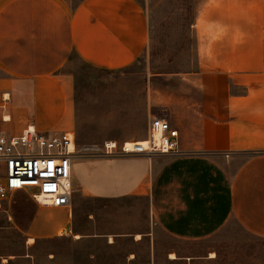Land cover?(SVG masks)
Listing matches in <instances>:
<instances>
[{
	"label": "crops",
	"instance_id": "1",
	"mask_svg": "<svg viewBox=\"0 0 264 264\" xmlns=\"http://www.w3.org/2000/svg\"><path fill=\"white\" fill-rule=\"evenodd\" d=\"M193 9L195 68L148 73L145 82L143 136L151 117L167 119L182 154L74 158L69 208L12 193L2 203L0 264H105L97 250L116 249L121 240L134 250L123 264H158L156 229L194 242L231 218L264 237V0H197ZM150 40L142 0H0V71L7 76L0 92L9 94L0 116L10 118L3 129L73 133L79 151L90 125L74 128L80 111L60 85H49L51 76L72 55L95 70L126 68ZM235 87L243 93L233 94ZM104 140L99 133L81 151L100 149ZM88 202L93 207L85 209ZM12 234L22 238L20 252L19 243L14 253L7 246ZM55 241H68L69 254L46 251ZM79 248L93 251L70 258ZM173 253H166L169 262L193 263Z\"/></svg>",
	"mask_w": 264,
	"mask_h": 264
},
{
	"label": "rangeland",
	"instance_id": "2",
	"mask_svg": "<svg viewBox=\"0 0 264 264\" xmlns=\"http://www.w3.org/2000/svg\"><path fill=\"white\" fill-rule=\"evenodd\" d=\"M196 1L142 0L149 15L151 40L146 53L132 65L116 71H100L86 66L72 55L68 62L51 76L49 85H60L80 111L81 118L74 122V128L82 122L90 125L79 136V159L104 156L98 148H94V151H81L83 147L94 143L99 133L103 134L104 141L127 142L146 138L143 136L147 129L144 96L148 73L182 72L195 68L193 38L189 25ZM0 78L5 79L7 76L0 71ZM41 91L39 96L46 99L47 91L50 90L45 91L43 96ZM243 91L242 88L235 87L231 92L241 94ZM3 93L7 91L0 92V100ZM76 171L81 173V166L76 165ZM83 204L85 209L93 207L89 202ZM4 220V207L1 206L0 225L4 224ZM154 240L157 245L158 264H187V261L183 260L169 262L166 253L173 252L179 258L193 257L192 264H264V237L245 230L233 218L211 236L198 241L181 242L159 229L155 231ZM18 243L20 252L22 238L12 234L7 246L11 247L14 253ZM68 245V241H55L46 251L56 249L69 254ZM117 246L118 248L113 250H97L98 258L105 264H123L128 253L134 250L129 249V243L122 240ZM92 251L84 248L74 249L70 258L81 261ZM139 252L145 253L147 250ZM210 254H214V258H208Z\"/></svg>",
	"mask_w": 264,
	"mask_h": 264
},
{
	"label": "built area",
	"instance_id": "3",
	"mask_svg": "<svg viewBox=\"0 0 264 264\" xmlns=\"http://www.w3.org/2000/svg\"><path fill=\"white\" fill-rule=\"evenodd\" d=\"M8 101V93H3L0 109H5ZM9 122V115L0 116V208L17 191L27 193L38 204L71 207L72 162L78 156L74 134H43L29 125L19 135H12L2 127ZM177 139L178 132L169 120L153 116L144 141L107 140L100 152L104 156H177L182 154Z\"/></svg>",
	"mask_w": 264,
	"mask_h": 264
},
{
	"label": "bare ground",
	"instance_id": "4",
	"mask_svg": "<svg viewBox=\"0 0 264 264\" xmlns=\"http://www.w3.org/2000/svg\"><path fill=\"white\" fill-rule=\"evenodd\" d=\"M141 141H144V139L141 140ZM141 141H137V142H141ZM127 142H128V143H132L133 141H127ZM70 149H72V145L70 146ZM60 234H61V233H60ZM136 238H139V236L137 235ZM210 257L213 258V257H214V254H210ZM170 258H171V259H174V258H176V256H175L174 254H172V255H170Z\"/></svg>",
	"mask_w": 264,
	"mask_h": 264
}]
</instances>
